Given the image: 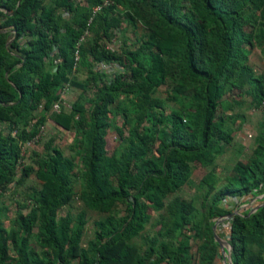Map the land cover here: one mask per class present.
I'll return each instance as SVG.
<instances>
[{"label":"trees","instance_id":"trees-1","mask_svg":"<svg viewBox=\"0 0 264 264\" xmlns=\"http://www.w3.org/2000/svg\"><path fill=\"white\" fill-rule=\"evenodd\" d=\"M100 4L101 0H0V123L7 126L0 130V193L33 172L28 164L17 168L21 144L44 122L42 115L34 118L30 112L48 109L56 99L55 88L65 83L92 90L88 107L75 100L68 113H50L61 128H76L72 147L82 154L86 182L80 198L98 212L108 213L122 204V215L97 221L93 239L80 246L82 213L56 215L73 195L71 162L49 141L46 158L36 160L33 172L40 187L27 195L41 227L35 238L44 249L27 251L32 221L17 209V227L7 235L13 255H8L7 239L0 235V264H190L187 239L175 236L184 226L201 238L198 264H216L221 255L211 228L231 212L222 199L235 196L254 199V205L227 219L224 239L230 264H264V204L252 210L264 202V122L250 155L233 163L221 187L207 189L201 226L193 220L191 201L164 200L186 181L193 162L215 155L219 141H230L222 119H213L224 85L241 89L251 83L257 102L263 101L264 74L254 75L246 65L242 44H250L252 38L264 42V0H110L92 12ZM58 8L68 16L56 14ZM251 10L257 12L258 22L253 32H246L240 16ZM123 18L130 24L139 21L144 33L136 47L116 54L104 47L108 40L100 38L108 37ZM84 30L92 31L93 37L79 41ZM74 52L92 68L114 60L123 70L108 77L92 70L84 82L71 80ZM47 59L52 69L45 66ZM166 83L171 84L170 98L189 96L191 109L164 117L161 101H151V126L169 121L156 132L153 152L145 157L147 135L136 132L133 139L123 138L115 127L123 145L107 154L108 106L117 94L150 100L151 91ZM142 120L137 114L134 129ZM148 207L160 213L165 240L157 232L140 248L130 239L143 229Z\"/></svg>","mask_w":264,"mask_h":264},{"label":"rangeland","instance_id":"rangeland-1","mask_svg":"<svg viewBox=\"0 0 264 264\" xmlns=\"http://www.w3.org/2000/svg\"><path fill=\"white\" fill-rule=\"evenodd\" d=\"M75 1L81 2V0ZM183 4L187 6L188 2L184 1ZM55 13L63 17L68 16L67 11L61 8L56 9ZM246 15V17L240 16L242 28L246 32H253L258 22L257 12L251 10ZM143 33L144 27L139 21L134 20L133 24H130L123 18L119 27L110 29L108 37H101L100 40L105 38L108 40L106 42L109 45L108 49L113 50L116 54H121L136 47ZM81 35L86 38H92L93 32L84 30ZM242 47L246 53V65L251 69L252 73L254 75L264 74V42L252 38L250 44H242ZM74 55H76V59L73 58L74 63L71 71L68 73V77L74 81L84 82L86 81L88 72L97 69L88 66L85 59L78 57L76 52H74ZM49 62L47 59L45 66L48 69H52L53 65L49 64ZM104 64L105 66L98 69V71H102L107 77L114 71L123 70L114 60ZM170 87L171 84L169 83L155 87L150 93V100H142L134 95L123 92L117 94L114 101L108 106L109 112L107 117L109 127L106 129L104 135L105 151L107 154L123 145V142L117 138L115 127L120 128L123 138L133 139L136 132L147 135L150 141L147 145L145 157H148L153 152L156 145V132L168 125L169 121L165 118L157 126L152 127L149 117L151 110L150 102L155 99L161 101L164 117L171 111H181L183 113L191 109L189 96L177 95L175 99L170 98ZM54 95H56V99L51 101L48 109L40 111V108H38L30 112V115L34 118L42 115L44 122L37 127L36 134H38L39 128L42 126V130L37 137H35V134L30 141L21 144L17 168L21 164H28L33 167L34 172L37 168L36 160L44 159L48 154L49 150L46 147V143L49 141L64 157L70 160V181L73 195L67 202L57 208L56 215L69 213L75 216L80 212L82 213L84 224L82 226L80 245L86 247L88 242L93 239L95 223L99 220H104L109 214L115 218L121 216L123 205L117 204L110 212L106 213L95 211L84 204L80 198V193L86 186L83 173L81 172L82 154L72 147L76 128L72 124L70 128L63 129L50 118V113H57L58 111L68 113L72 102L75 100L88 107L92 100V90L88 88L85 91H81L76 87L63 83L55 88ZM257 98L258 94L251 83L245 84L241 89L232 88L228 84L224 85V91L215 108L213 119H222L223 127L229 132L230 141H219L217 144L218 152L215 155L207 156L201 162H193L190 165V174L186 181L164 198L165 201L173 197H180L191 201L195 206L193 220L199 226L202 225L204 219L207 189H209L210 185H212L213 189H217L225 183L226 176L233 163L236 160L244 161L250 155L255 139L260 134L261 122H264V103H258ZM55 103L58 107L52 109V105ZM137 114H142L143 120L134 129L133 125ZM6 127V124L0 123V130H4ZM33 172L16 186L8 184L0 193V206L2 207L0 211V235L7 239L9 256L13 255V251L7 235L17 227L15 220V211L17 209L24 215L26 220L32 221L30 234L26 239L27 251L39 252L44 249L39 246L35 238L37 232L41 230L38 214L34 202L27 198L30 190H38L41 184V181L35 177ZM246 199L235 196L232 199L222 200V203L227 205V208L231 209V212H239L242 208L254 205V199ZM147 212L149 213V217L140 234L130 239V242L138 245L140 248L145 247L151 237L157 232H160L161 240L163 242L165 240L160 213L151 207H148ZM218 220L216 219L215 232L220 238L224 239L228 222L226 218ZM175 236L179 239H187L190 264H198L197 246L201 238L193 234V231L188 226L177 230ZM45 250L49 251L48 248H45ZM219 253L221 255L220 250ZM224 260V264H227L225 254ZM219 261L223 264L222 259H219Z\"/></svg>","mask_w":264,"mask_h":264},{"label":"water","instance_id":"water-1","mask_svg":"<svg viewBox=\"0 0 264 264\" xmlns=\"http://www.w3.org/2000/svg\"><path fill=\"white\" fill-rule=\"evenodd\" d=\"M262 204H264V202L255 205V206L253 207L252 210H255L259 205H262ZM235 213H237V212H235V211L230 212L229 214H227V215L224 216V217H226V218H230V217L233 216ZM216 224H217V221L214 222V224L212 225V235H213V239H214V241L218 244L219 250H220V252H221V259H222V262H223V263L225 262V260H224V254H225L226 259H227V264H230V259H229V248H230V247H229L228 243L226 242V240L220 238V237L216 234V232H215Z\"/></svg>","mask_w":264,"mask_h":264},{"label":"built area","instance_id":"built-area-1","mask_svg":"<svg viewBox=\"0 0 264 264\" xmlns=\"http://www.w3.org/2000/svg\"><path fill=\"white\" fill-rule=\"evenodd\" d=\"M109 3H110V0H101V4H100V5H97V6H95V7H93V8H92V12L97 11V10L100 8V6H105V5L109 4ZM82 38H83V36L81 35V36L79 37L78 40L81 41ZM104 47H105V48H109L108 43L105 42ZM74 58L76 59V55H74ZM103 66H105V64H104L103 62H97V63L94 64V67H95L97 70H98V69H101ZM262 103H264V99H263ZM57 107H58V105H57L56 103L52 105V109L57 108ZM41 130H42V126H40V128H39L38 134H40V131H41ZM13 134H14V131H11V135H13ZM38 134H36L35 137H37ZM232 198H234V197H225V198L222 199V200H227V199H232ZM222 204H223V203H222ZM223 205H225V204H223ZM225 206L227 207V205H225ZM225 218H226V217H224V219H225ZM226 219H228V218H226ZM223 264H224V263H223Z\"/></svg>","mask_w":264,"mask_h":264},{"label":"crops","instance_id":"crops-1","mask_svg":"<svg viewBox=\"0 0 264 264\" xmlns=\"http://www.w3.org/2000/svg\"><path fill=\"white\" fill-rule=\"evenodd\" d=\"M80 246H81V245H80ZM81 247H83V246H81ZM216 264H222V263H221L220 261H217Z\"/></svg>","mask_w":264,"mask_h":264}]
</instances>
